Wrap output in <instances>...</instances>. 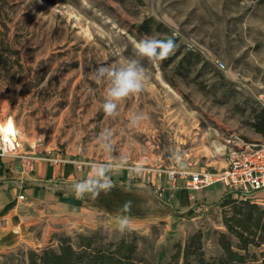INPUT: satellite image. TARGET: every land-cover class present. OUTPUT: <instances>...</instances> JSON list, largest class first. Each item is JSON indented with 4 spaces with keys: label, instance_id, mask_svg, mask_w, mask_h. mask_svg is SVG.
<instances>
[{
    "label": "rangeland",
    "instance_id": "rangeland-1",
    "mask_svg": "<svg viewBox=\"0 0 264 264\" xmlns=\"http://www.w3.org/2000/svg\"><path fill=\"white\" fill-rule=\"evenodd\" d=\"M0 4L16 50L8 54L9 79L0 80V123L12 120L15 153L65 160L78 178L58 194L67 203L65 215L34 225L26 242L0 247V264H23L27 250L56 246L57 236L78 233L133 241L139 257L163 264L181 257L189 236L201 232L205 256H219L227 190L223 185L217 191L216 183L185 188L187 194L180 191L179 173L220 169L229 148L262 139L250 123L252 109L264 107V0ZM146 19L157 24L149 34L139 33L136 26ZM168 37L176 42L168 64L137 51L142 39ZM189 51L201 62L182 76L177 66ZM133 62L143 67V90L112 101L115 111L105 114L112 79L98 69L119 70ZM1 138L0 133V143ZM101 165L112 185L105 198L120 189L133 197V212L106 208L93 192L75 197L78 181L97 179ZM167 170L178 172L177 187ZM124 218L128 223L120 231ZM252 251L263 259L260 248Z\"/></svg>",
    "mask_w": 264,
    "mask_h": 264
},
{
    "label": "trees",
    "instance_id": "trees-1",
    "mask_svg": "<svg viewBox=\"0 0 264 264\" xmlns=\"http://www.w3.org/2000/svg\"><path fill=\"white\" fill-rule=\"evenodd\" d=\"M153 24L157 22L146 19L138 24L136 29L139 33L149 34ZM0 26V80H4L10 77L9 74H4V71H8V54L16 50H12L7 39L8 26L1 4ZM166 61L167 64L170 63V58ZM200 62V55L189 51L177 66L178 73L185 76L193 65ZM250 125L264 139V107L252 109ZM184 189L182 187L180 191ZM104 190L97 189L93 194L98 193L100 201L106 208L116 207L127 211L125 203L129 201L131 208L135 207L132 203L133 197L129 195L125 198L120 189L113 192L111 199L105 198ZM186 193L188 194L187 190ZM222 197V205L228 206V212L223 216L226 231L218 233L221 254L207 258L202 247L201 232H197L187 239L181 257L175 256L174 260L163 264H264V206L256 200L240 197L233 192L225 191ZM56 240V246L49 245L39 251L27 250L23 264H152L137 255V246L133 241H126L123 238L118 241H103L98 233H78L74 238L59 235ZM254 248H260L263 259H259L256 252L252 251Z\"/></svg>",
    "mask_w": 264,
    "mask_h": 264
},
{
    "label": "crops",
    "instance_id": "crops-1",
    "mask_svg": "<svg viewBox=\"0 0 264 264\" xmlns=\"http://www.w3.org/2000/svg\"><path fill=\"white\" fill-rule=\"evenodd\" d=\"M29 152L0 155V247L26 242L34 225H49L57 215H65L61 209L67 203L58 194L78 179L73 164L65 160L54 163ZM28 156L33 157L29 163ZM220 185L217 191L223 187ZM258 195L256 201L263 204L264 193Z\"/></svg>",
    "mask_w": 264,
    "mask_h": 264
},
{
    "label": "built area",
    "instance_id": "built-area-1",
    "mask_svg": "<svg viewBox=\"0 0 264 264\" xmlns=\"http://www.w3.org/2000/svg\"><path fill=\"white\" fill-rule=\"evenodd\" d=\"M16 145L10 146L1 138L0 155H19L15 153ZM33 157L28 156V163ZM58 162V159L54 160ZM178 172L167 170V177L172 182L173 187ZM183 178L182 187L190 190H199L210 187L216 183L224 185L228 192H233L243 198L257 199L251 194L264 189V139L254 142L244 143L239 148H229L222 168L216 170H191L179 173ZM24 198L23 194L19 195Z\"/></svg>",
    "mask_w": 264,
    "mask_h": 264
},
{
    "label": "clouds",
    "instance_id": "clouds-1",
    "mask_svg": "<svg viewBox=\"0 0 264 264\" xmlns=\"http://www.w3.org/2000/svg\"><path fill=\"white\" fill-rule=\"evenodd\" d=\"M137 51L144 57L156 59L162 62L173 55L176 50V42L172 37L167 39H142L136 43ZM100 75L107 73L112 79V87L109 89L108 96L110 100L103 105L104 113L111 115L116 104L112 101H119L122 98L128 97L130 94L139 93L143 90L144 70L143 67L137 66L136 63H130L126 68L119 70L101 67L98 69ZM107 171L106 166L101 165L96 170L97 179H89L85 182L78 183L75 186L74 195L77 199L83 200V193L96 192L97 189L111 188V182L105 176ZM93 199H99L98 193L93 196ZM125 209L131 211V202L125 203ZM128 220L124 218L120 221V231H123L127 226Z\"/></svg>",
    "mask_w": 264,
    "mask_h": 264
},
{
    "label": "bare ground",
    "instance_id": "bare-ground-1",
    "mask_svg": "<svg viewBox=\"0 0 264 264\" xmlns=\"http://www.w3.org/2000/svg\"><path fill=\"white\" fill-rule=\"evenodd\" d=\"M0 133L2 138L9 142L10 146L14 144L15 140V128L11 119L4 123H0Z\"/></svg>",
    "mask_w": 264,
    "mask_h": 264
}]
</instances>
